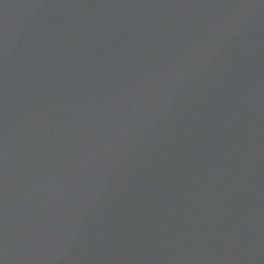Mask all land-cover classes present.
I'll use <instances>...</instances> for the list:
<instances>
[{
  "label": "water",
  "instance_id": "1",
  "mask_svg": "<svg viewBox=\"0 0 264 264\" xmlns=\"http://www.w3.org/2000/svg\"><path fill=\"white\" fill-rule=\"evenodd\" d=\"M0 264H264V0H0Z\"/></svg>",
  "mask_w": 264,
  "mask_h": 264
}]
</instances>
